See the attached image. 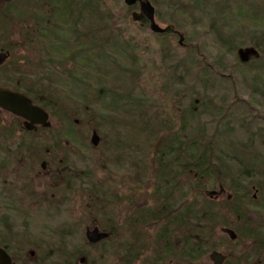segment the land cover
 I'll return each mask as SVG.
<instances>
[{
	"label": "rangeland",
	"instance_id": "1",
	"mask_svg": "<svg viewBox=\"0 0 264 264\" xmlns=\"http://www.w3.org/2000/svg\"><path fill=\"white\" fill-rule=\"evenodd\" d=\"M151 1L173 32L134 22L139 5L124 0H20L5 31L22 39L12 86L43 95L52 126L28 133L0 116V247L17 264H126V220L187 202L188 187L204 264L224 247V200L210 204L207 190L264 183V0ZM238 46L260 58L242 65ZM13 76L0 69V82ZM114 222L119 237L88 243L87 227ZM158 230L144 240L148 262L162 256Z\"/></svg>",
	"mask_w": 264,
	"mask_h": 264
},
{
	"label": "flooded vegetation",
	"instance_id": "2",
	"mask_svg": "<svg viewBox=\"0 0 264 264\" xmlns=\"http://www.w3.org/2000/svg\"><path fill=\"white\" fill-rule=\"evenodd\" d=\"M29 1L31 3V0ZM19 4L20 0H0V69L11 70L14 74L12 79L2 80L0 87L25 93L12 86L20 83L17 80L18 69L15 62L22 43L20 32L16 28L17 34L13 38H5V31L12 25L13 21L16 25L15 19L20 11ZM146 24L148 23L144 19L142 26H146ZM2 113L8 114L9 112L0 110V116ZM14 117L18 119L19 129L31 133V131L25 129L24 120ZM39 129L44 130L45 128L39 126L32 132ZM195 167L196 164H187V166L182 167L181 172L189 171L191 174ZM198 175L202 177L203 173H196L194 175L195 180ZM177 185L175 190L179 187L185 188L181 183ZM188 189H190V192L187 202L179 200L178 196L169 204L161 203L156 210H149L148 207L142 208L126 220L124 229L128 236L134 239L131 254L126 264H197L200 253L197 247L194 221V189L191 187H188ZM206 196L210 204L224 200V227L222 228L224 247L221 251H212L221 254V264H264V183L226 182L224 186L219 184L218 189L207 190ZM162 200L165 202L164 199ZM250 206H253V213L249 209ZM251 214H253L255 220L253 228H250L248 223ZM115 222L109 230L112 238L119 237L121 232L120 225ZM240 223H242L241 226ZM246 223H248V227L245 225ZM244 225L247 227L245 232V227L241 231V227ZM154 227L159 229L157 237L163 244V252L162 256L160 255V257L148 262L147 258H144L146 255L143 257L148 249L144 240L150 233H154L152 231ZM245 240L250 241L251 247H244ZM212 252L209 254L210 261L204 264H215L210 256ZM8 253L13 264H17L15 258L9 251Z\"/></svg>",
	"mask_w": 264,
	"mask_h": 264
},
{
	"label": "water",
	"instance_id": "3",
	"mask_svg": "<svg viewBox=\"0 0 264 264\" xmlns=\"http://www.w3.org/2000/svg\"><path fill=\"white\" fill-rule=\"evenodd\" d=\"M140 3V10L132 12V20L134 22H142L146 19L149 22V28L154 34H165L170 30V26L162 27L156 21V9L150 0H124V3L132 7L136 3ZM184 42V36L180 35L179 43L182 45ZM256 51L254 49L247 48L240 51V56L244 61H247L251 55H254ZM5 60V57H4ZM0 109L7 110L16 116H19L25 120V126L29 131H32L36 126L41 125L43 127H51L49 113L42 107L34 105L33 101L20 92L11 91L0 87ZM100 136L96 131L93 132L91 137V143L97 147L100 143ZM109 237L107 232L100 231L98 227L87 228L86 238L92 243H99ZM211 259L215 264H221V254L214 251L211 255ZM84 262V259H82ZM0 264H12V260L4 249H0ZM62 264V263H58Z\"/></svg>",
	"mask_w": 264,
	"mask_h": 264
},
{
	"label": "trees",
	"instance_id": "4",
	"mask_svg": "<svg viewBox=\"0 0 264 264\" xmlns=\"http://www.w3.org/2000/svg\"><path fill=\"white\" fill-rule=\"evenodd\" d=\"M172 31H173V30H170L167 34L171 33ZM167 34H164V35H167ZM164 35H160V36H164ZM226 43H227V44H231L232 42H231V40H226ZM238 47H239V48H238ZM238 47L236 48V49H238V50H237V54H238L239 60H240V62L242 63V65H248V64H250L252 61H254V60L260 58L261 52H260V50H258V53H257V54H255V55H251L250 58H249L247 61H244V60L241 58V56H240V51H241V50H246V49L249 48V47H246V46H238ZM255 50H256V48H255ZM259 62L261 63V61H259ZM262 67H264V66H262ZM35 96H38V98H35V97H34L35 102H37L38 104L42 105L44 108H46V109L48 110L49 107H50V105L47 104V103H48L47 100H46V99H44L43 101L40 100L41 97L43 98V95L40 94V95H35ZM39 102H40V103H39ZM41 103H42V104H41ZM209 165H211V164H209ZM206 166H207V163H203V165H202L201 167H206ZM243 174L248 175L249 173H248V172H243ZM65 264H70V263L67 262V263H65Z\"/></svg>",
	"mask_w": 264,
	"mask_h": 264
}]
</instances>
